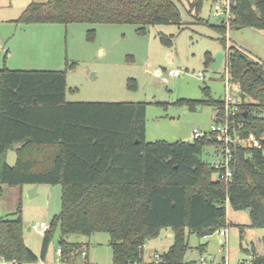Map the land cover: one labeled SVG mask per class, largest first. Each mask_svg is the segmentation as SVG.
<instances>
[{"label":"trees","instance_id":"trees-1","mask_svg":"<svg viewBox=\"0 0 264 264\" xmlns=\"http://www.w3.org/2000/svg\"><path fill=\"white\" fill-rule=\"evenodd\" d=\"M203 2L188 1V13L197 20ZM231 11L228 27L210 26L223 49L228 30H264V0H235ZM16 22L126 24L133 25L137 35H145L150 26L183 25L174 0L32 1ZM93 36L91 30L89 39ZM160 41L172 44L164 36ZM226 50L228 78L238 85L241 98L234 121L243 125V134L264 135V63L233 45ZM212 61L206 52L204 67ZM134 86L129 80L128 87ZM202 92L201 100L178 103L190 110L210 106L216 120L222 117L223 100L213 98L207 87ZM65 97L64 71L0 68V198L4 186L61 187V209L44 234L41 260L58 229L64 258L81 248L65 241L68 235L106 233L112 264H144L145 242L170 229L173 242L166 252L155 254L156 264H199L186 260L187 238L203 239L230 226L226 202L234 211H248V227L264 229V141L261 149L231 148L232 182L225 187L203 160L204 148L215 144L213 138L146 142L145 103L68 102ZM9 151L15 154L13 166L7 163ZM13 216L0 217V261L36 263L38 257L23 240L20 206ZM206 246L197 245L200 257ZM250 256L246 264H264V254Z\"/></svg>","mask_w":264,"mask_h":264},{"label":"rangeland","instance_id":"rangeland-1","mask_svg":"<svg viewBox=\"0 0 264 264\" xmlns=\"http://www.w3.org/2000/svg\"><path fill=\"white\" fill-rule=\"evenodd\" d=\"M45 0H0V67L24 70L64 71L66 77V101L68 102H142L146 104L145 141L168 143H192V130L208 132L214 122V109L198 106L190 110L179 100H201L202 89L207 87L215 99H223L225 92L224 61L218 71L204 67V54L213 55L228 46H235L255 60L264 63V33L255 28L228 30L226 49L217 40L218 34L210 27L218 25L214 17V0H204L197 20L188 13V1L179 2L183 25H155L147 28L145 35H137L133 25L109 24H31L17 23L22 11L32 2ZM94 36L89 39V32ZM164 36L172 40L170 46L161 43ZM8 51V54L6 52ZM12 54V57L10 56ZM213 58V56H212ZM74 64V66H72ZM177 70L179 76L168 71ZM203 75L200 78V75ZM129 80L134 88L128 87ZM235 102L241 103L238 88L230 86ZM204 148L203 160L211 162ZM13 151L7 153V161L14 163ZM33 186L3 187L0 198V217L13 218L18 206L23 222V240L38 257L36 263L25 264H112L109 235L95 233L91 236L68 235L70 243L80 244V249L64 258L56 252L60 248V233L56 229L48 243L45 258L40 259L43 233L27 230L40 222L50 223L61 209V187L39 185L36 194L29 197ZM226 218L231 225L227 237L216 231L206 239L188 236L189 251L186 260L198 261L199 243L207 242L203 257L215 264H246L251 252L264 254V229L248 227V211H234L226 206ZM221 230V229H220ZM225 241L223 252H218L220 242ZM173 242L170 229H162L159 235L144 245V264H156L157 253L168 250ZM96 244L97 246H94ZM86 252L83 257L82 252ZM0 264H15L0 261Z\"/></svg>","mask_w":264,"mask_h":264},{"label":"built area","instance_id":"built-area-1","mask_svg":"<svg viewBox=\"0 0 264 264\" xmlns=\"http://www.w3.org/2000/svg\"><path fill=\"white\" fill-rule=\"evenodd\" d=\"M235 4V0H217L213 5V16L220 18V23H224L226 27L229 26V21L232 18V7ZM225 65V58H224ZM170 76H179L177 70L168 71ZM203 75H200L202 78ZM224 82H225V92L223 97V109L224 114L222 117L216 120V113H214V122L210 126L208 132H201L199 128L192 130V135L194 138L207 137L213 138L215 144L210 146L209 156L212 157V161L209 162L214 175V180L219 184L227 187L232 182V170H231V160H232V147H239L245 149H261L264 141V135H256L252 132L246 134L241 133L243 125L240 122H235V116L240 111L239 104L234 101L232 95L230 94V86L238 88L237 84L230 82L228 78L227 67L224 68ZM227 206V202L225 208ZM30 229L34 231L43 233V235L49 230V224L45 222H40L39 225H32ZM218 234L226 238L227 230L221 229ZM207 237H205L206 239ZM220 248L218 252H223L225 241L220 242ZM57 253H61L60 249L57 248ZM83 257H86V252H82ZM158 259V256L155 255ZM199 264H215L212 260H207L203 256L198 260ZM81 264H91L87 260H83ZM227 264V258H225V263Z\"/></svg>","mask_w":264,"mask_h":264},{"label":"water","instance_id":"water-1","mask_svg":"<svg viewBox=\"0 0 264 264\" xmlns=\"http://www.w3.org/2000/svg\"><path fill=\"white\" fill-rule=\"evenodd\" d=\"M225 58V53L221 50H219L218 52H216L213 55V61L209 66V69L213 72L218 71L219 68H221L223 60ZM36 190H37V185H34L30 190H29V197H33L36 194ZM30 230V228H28V231Z\"/></svg>","mask_w":264,"mask_h":264},{"label":"crops","instance_id":"crops-1","mask_svg":"<svg viewBox=\"0 0 264 264\" xmlns=\"http://www.w3.org/2000/svg\"><path fill=\"white\" fill-rule=\"evenodd\" d=\"M263 31V33H264V30H262ZM219 50H221V49H219ZM219 50H217L216 52H218ZM208 53H210L212 56H213V54L211 53V52H208ZM6 54H8V51L6 52ZM10 56L12 57V54L10 53ZM0 68H2V67H0ZM6 68V67H5ZM8 69V68H7ZM9 70H24V69H9ZM65 99H66V97H65ZM219 99H221V98H219ZM7 163L10 165V166H13L14 165V163H15V160H14V163H9L8 161H7ZM29 186H31V185H29ZM28 230V229H27ZM94 246H97L96 244H94ZM170 247V246H169ZM166 252V251H165ZM164 253V252H163ZM157 254H162V253H157Z\"/></svg>","mask_w":264,"mask_h":264}]
</instances>
